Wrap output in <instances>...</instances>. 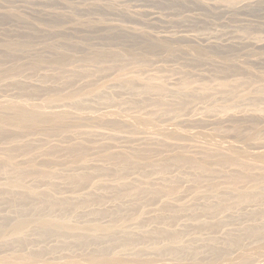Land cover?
Wrapping results in <instances>:
<instances>
[{"label": "rangeland", "instance_id": "rangeland-1", "mask_svg": "<svg viewBox=\"0 0 264 264\" xmlns=\"http://www.w3.org/2000/svg\"><path fill=\"white\" fill-rule=\"evenodd\" d=\"M183 1L0 0V13L2 12V16L0 15V129H6L4 130L6 133L3 131L5 134H2L0 130V161L2 160L0 163V172H2L0 173V223H3L0 224L2 225L0 226L2 227L0 248L4 250L0 249V264H101L109 258L108 255L110 257L120 256V259L123 260L122 263L126 262V264H238L244 260L245 264H264V239L263 241L261 239L264 236L247 234V230L252 229L251 226H262L261 224L264 226V215L262 216L260 213L264 210V197L234 204L235 194H233V198L231 195L232 192H235L233 188L237 192H246L248 185L247 182L242 181L247 184L243 183L242 185L240 182L241 187L239 184V186H234L236 173L238 175L246 174V171L242 169L243 173L241 170L242 167L239 168L240 173L237 172L239 171L238 158L240 160L244 157L243 161L249 159L248 163H251L247 166H250L253 173H256V176L258 174V176L262 174L264 176V0ZM79 69H85L88 73L84 70L80 72ZM73 70H77V72L73 73ZM51 73L52 75H50ZM129 73L134 76L136 74L138 80L134 76L131 77L136 80L128 77ZM73 74L75 76L72 77ZM123 74L130 79L123 77ZM117 75L125 78L127 83L124 81L122 83L120 81L122 78L120 77L119 80ZM47 76H50L52 80L50 81ZM52 76L55 77L52 78ZM138 77H141V80ZM142 78L147 79L149 84L154 82V84L162 85L163 83L166 87L164 92L162 85L161 90L164 94L153 89H149L148 92L152 90L158 92L148 93L147 80L144 81ZM151 78L152 80H150ZM131 80L134 81L132 84ZM43 81L45 82L43 83ZM183 81L190 82L191 85L183 87ZM20 82H23L21 83L22 88L24 86L23 90L21 86H18ZM142 83H146L147 90L144 87L141 88ZM25 85L27 89L29 87L28 91ZM222 85L229 86L231 91L222 92L220 90ZM231 85L235 86L232 88ZM98 86L102 89L100 90ZM206 86L207 89H212V92L209 90L211 94H207V90L205 92L201 89ZM178 88L179 91H177ZM184 88L187 89L184 90ZM185 91H188L186 95ZM72 93L75 94L74 97ZM123 108L126 111H123ZM45 119L50 122L46 124ZM22 125L28 127L25 128ZM4 127H7L10 133ZM22 128L26 129V132H23ZM28 130L29 132H27ZM77 142L79 143L77 144ZM26 143L28 145L31 143L30 146L33 147L27 146ZM36 144L38 146L34 147ZM21 145L25 147L23 148ZM69 145L82 146V151L85 153L79 148L77 151L82 152L84 156L77 151L70 150ZM83 146H85V150H83ZM18 147L21 148L18 150ZM7 148L9 149L7 150ZM25 148L27 150L31 148V151H27ZM32 148L34 149L32 150ZM65 148L66 152L63 151ZM74 149L76 150V148ZM68 151L74 152L70 155ZM56 152H58V156L54 154ZM7 154L13 157H7L9 156ZM108 154L111 156L114 154L115 157L121 155V158H126V155H129L127 158L130 157L132 163L126 164V170H120L118 173L117 159L108 158ZM134 154H143L142 157L144 156L145 159L141 155L137 157ZM222 154L225 158L222 157ZM175 156H178L180 161L183 160L182 162L188 156L187 158L194 159V163L182 165L183 163L180 164V161H172ZM220 156L223 161H226L227 157L231 158L235 164L231 162V159L229 163L221 161L219 164ZM47 158L52 160L48 161ZM110 159L113 160L109 161ZM132 159H139L142 164L138 165L139 160L135 161V164ZM170 162L173 164L164 172L161 165ZM197 162H201L202 166L206 165L200 172L211 170L208 172L209 174L207 172L201 174L197 171L199 168L195 167L200 165ZM251 164H253V168ZM72 165L77 169H73ZM133 165H137L135 170L132 169ZM95 166L106 169L101 174L95 173L97 175L94 174L95 176H92L93 178L87 183L72 185L63 179L69 174L79 173L82 170L96 172ZM83 167L85 168L83 169ZM16 168H19L18 171ZM24 169L25 171L33 170L34 173L33 171L30 173L32 176L26 175L27 178L26 176L21 177L20 174ZM42 169L48 170H43L48 174L52 170L57 173L52 179L55 185L50 183L49 185L48 180L35 177ZM20 170L21 172H19ZM217 170L218 172L215 174L214 171ZM108 171H112L114 175ZM212 171V174L216 176H209ZM252 171L247 170V174H252ZM36 172L37 174H35ZM16 175H20L26 180L20 181V188L15 184ZM57 176L60 177L57 178ZM230 177L234 181L230 180L234 183L232 185L228 183ZM13 178L14 181H11ZM164 178L168 179V182L166 179L163 180ZM176 179L177 182H175ZM130 182H135L134 185H141L143 182V186L140 187H143L144 190H129V186L133 185ZM259 182L261 184L257 182L258 185L264 188V181L262 183L259 180ZM112 183L114 187L112 185V188L109 189ZM164 183L167 186L174 184V188L179 189L177 191L174 189L176 193L174 191H172L173 194L169 193L166 185L163 189ZM115 184L119 186L121 184L122 188ZM56 185L62 186H58V190ZM151 186H154L156 190L157 186L160 189L156 193V190L153 191ZM50 188L52 189L50 190ZM230 188L234 191L229 190ZM260 188L262 189V187ZM124 189L125 194L122 191ZM33 190L36 192L32 193ZM47 190L51 200L66 199L68 201L66 208L64 206L57 209L51 205L52 203H45L40 192L43 193ZM57 190L58 192H56ZM26 191L32 198L26 196ZM113 191L119 194L112 193ZM38 192L41 195H38ZM222 193L223 195H221ZM225 193L229 195H225ZM92 194L99 198L93 197ZM23 196H26L23 199L26 204L21 200ZM223 196L227 201L223 200ZM90 197L91 200L98 199L93 200V203L88 201L90 204L87 205L86 203L78 205L83 199ZM219 197H222L221 202L228 205V207L221 208L220 212V207L217 206V203H220ZM40 200L44 203H41ZM79 200L82 201L79 202ZM168 201L173 207L170 204L172 208L166 209L164 203ZM214 201L215 203H213ZM67 203H69L68 207ZM70 203L74 205L77 203L78 209L75 206H71L70 209ZM182 203H189V206L193 204L194 209L181 210L185 213H181L179 210L177 213L176 209L178 210ZM207 203L214 206L212 215L206 211L202 212ZM184 205L187 206V204ZM234 205L236 206L234 207ZM47 207L48 209L52 207V211H49L50 209L48 210ZM104 209H106V214ZM27 210L30 212H28L29 214H27ZM70 210L72 214H70ZM108 210L111 212L109 213ZM21 211H24V216ZM38 211L41 212L38 213ZM173 211L176 212L172 214ZM169 213L172 215H168ZM2 216H7L9 219ZM169 216H172L174 220L168 222ZM257 218L259 219L257 220ZM10 219L13 221L10 222ZM216 220L217 222L223 220L222 224H217ZM41 221L43 229L40 228L42 227ZM45 221L47 225H45ZM204 221L216 223L217 227L208 229L205 227ZM4 223L6 224L4 225ZM19 223L24 224V227L20 228L23 230L13 234L15 232L13 229ZM139 224L142 225L141 228ZM171 225L173 227L169 228ZM46 227H52V231L48 228L46 232ZM204 227L208 230L211 229V232L206 229L205 231ZM165 231L183 233H180L181 236L177 237V240L167 237L168 242L165 239ZM47 234H51V237ZM54 234L56 235L54 236ZM46 235L47 237L44 238ZM91 236L96 238H93L95 242L90 239ZM128 236H134L135 240L131 241L133 244L126 241ZM151 236L152 238H149ZM162 237L164 239H161ZM178 238L181 239L178 241ZM20 239L22 241L25 239V243ZM78 240L79 242H77ZM29 241H31L30 245L27 243ZM89 241L91 245H89ZM61 243L65 245L62 246ZM119 243L123 246L120 247ZM230 243L234 248L230 247ZM236 243L238 244L236 245ZM24 244L26 245L24 246ZM55 245L58 247L57 249ZM178 245L179 248H176ZM18 247L21 249L19 250ZM44 247L48 250L46 253ZM51 247L57 251L55 252ZM107 247L108 249H106ZM167 247L174 250L180 249V251L172 256L173 251L170 252ZM200 247L203 248L202 252H199L201 251ZM237 247L240 249L238 250ZM163 248L166 249L163 250ZM183 249L186 250V255ZM42 250L43 253L48 254H43ZM112 251L113 253H111ZM163 252L167 255H163ZM138 253L139 256H137ZM77 255L78 257H76ZM214 255H216V260ZM65 256H69V258ZM180 257L182 258L180 259ZM123 258L126 260L125 262ZM212 258L214 259L211 261ZM134 260L136 261L134 262Z\"/></svg>", "mask_w": 264, "mask_h": 264}, {"label": "bare ground", "instance_id": "bare-ground-1", "mask_svg": "<svg viewBox=\"0 0 264 264\" xmlns=\"http://www.w3.org/2000/svg\"><path fill=\"white\" fill-rule=\"evenodd\" d=\"M171 1H172V0H171ZM184 1H185V0H184ZM184 1H183V2H184ZM193 1H194V0H193ZM185 2H186V1H185ZM227 4H228V3H227ZM230 4H232V3H230ZM228 5H229V4H228ZM229 6H231V5H229ZM232 6H235V5H232ZM1 13H2V12H1ZM1 13H0V15H1ZM12 13H13V12H12ZM15 15H16V14H15ZM1 16H2V15H1ZM9 16H11V15H9ZM13 16H14V14H13ZM0 18H1V17H0ZM4 18H5V17H4ZM5 19H6V18H5ZM97 26H98V25H97ZM89 27H90V25H89ZM95 27H96V26H95ZM100 27H101V26H100ZM83 28H84V27H83ZM92 28H93V27H92ZM101 28H102V27H101ZM136 34H137V33H136ZM122 64H123V63H122ZM116 65H117V64H116ZM123 65H124V64H123ZM104 66H105V65H104ZM121 66H122V65H121ZM124 66H126V65H124ZM108 67H109V66H108ZM118 67H120V66L118 65ZM126 67H127V66H126ZM122 68H123V67H122ZM122 68H121V69H122ZM21 69H22V68H21ZM21 69H20V70H21ZM103 69H104V68H103ZM105 69H107V68H105ZM123 69H124V68H123ZM79 70H80V72L83 71V70L86 71L85 69H82V70L79 69ZM70 71H71V70H70ZM74 71H75V70H73V73H76V72H77V70H76L75 72H74ZM78 72H79V71H78ZM80 72H79V73H80ZM86 72H87V71H86ZM230 72H231V71H230ZM230 72H228V73H230ZM71 73H72V71H71ZM87 73H88V72H87ZM81 74L83 75V73H81ZM81 74H80V75H81ZM129 74H130V76H128V75H127V76L130 77L131 79H133L134 77L136 78V76H137L136 74H135V76H134V75H131L132 73H129ZM16 75H17V74H16ZM50 75H52V73H51ZM82 75H81V76H82ZM85 75H86V74H85ZM120 75L122 76V74H120ZM44 76H45V75H44ZM73 76H75V75L73 74L72 77H73ZM81 76H80V77H81ZM118 76H119V75H117L116 77L119 78V80H120V77H121V76H120V77H118ZM124 76H125V78H126V75L123 74V77H124ZM131 76H134V77L132 78ZM139 76H140V75H139ZM10 77H11V76H10ZM10 77H9V78H10ZM48 77H49V79H50V76H47V78H48ZM54 77H55V76H54ZM54 77L52 76V78H54ZM57 77H58V76H57ZM116 77H115V78H116ZM16 78H17V77H16ZM42 78H43V77H42ZM67 78H69V77H67ZM117 78H116V79H117ZM121 78H122V77H121ZM125 78H122V80H120V81H122V83H123V81L127 83V80H126V79H128V78H126V79H125ZM130 78H129V79H130ZM135 78H134V79H135ZM138 78L140 79L141 77H138ZM123 79H124V80H123ZM129 79H128V80H129ZM134 79H133V80H134ZM136 79H137V78H136ZM136 79H135V80H136ZM142 79H143L144 81L147 80V79H145V78H142ZM148 79H149V78H148ZM17 80H18V79H17ZM51 80H52V79H50V81H51ZM69 80L72 81V79H69ZM119 80H118V82H119ZM125 80H126V81H125ZM133 80H131V84H132V82H134ZM137 80H138V79H137ZM140 80H141V79H140ZM140 80H139V81H140ZM150 80H152V78H151ZM184 80H185V79H184ZM9 81H10V80H9ZM13 81H14V80H13ZM18 81H20V80H18ZM47 81H48V80H47ZM67 81H68V80H67ZM188 81H189V80H188ZM44 82H45V81H43V83H44ZM142 82H143V81H142ZM6 83H7V82H6ZM10 83H11V82H10ZM10 83H9V84H10ZM21 83H23V82H20V85H18V86H21V88H22V84H21ZM128 83H130V81H128ZM146 83H147V88H148V90H147L146 87H145V84H146ZM146 83H142L141 88L144 87V88L147 90V92L149 91V89L158 90L159 92H162V93H163V91L165 92V90H166V87H164L165 85H164L163 83H162V85H163V87H164L165 89L162 87V85H161L160 83H159V84H157V83L154 84V82H151L152 84H149L148 80L146 81ZM183 83H184V84H183ZM183 83H182V84H183V85H182L183 87H189V86L191 85V84H189L190 82L188 83L187 81H186V82L183 81ZM66 84H67V83H66ZM143 84H144V85H143ZM7 85H8V84H7ZM13 85H14V83H13ZM15 85H16V84H15ZM98 85H99V84H98ZM129 86H130V85H129ZM132 86H133V85H132ZM182 86H181V87H182ZM233 86H235V85H231L230 87L233 88ZM16 87H17V86H16ZM16 87H15V88H16ZM30 87H31V86H30ZM32 87H33V86H32ZM36 87H37V86H36ZM98 87L100 88V86H98ZM105 87H106V86H105ZM236 87H237V86H236ZM21 88H18V89H21ZM23 88H24V86H23ZM23 88H22V90H23ZM25 88L27 89L26 85H25ZM133 88H134V87H133ZM133 88H132V89H133ZM162 88H163V91L161 90ZM207 88H208V87L206 86L205 88L203 87V88H201V89L204 90V91L207 90V91H208L207 94L210 93V92H212V89H211V88H209V89H207ZM232 88H231V89H232ZM26 89H25V90H26ZM36 89H37V88H36ZM36 89H35V90H36ZM89 89H91V88H89ZM93 89H94V88H93ZM95 89H97V88H95ZM101 89H102V88H100V90H101ZM145 89H143V91H146ZM185 89H187V88H184V90H185ZM193 89H194V87H193ZM22 90H20V91H22ZM28 90H29V87H28L27 91H28ZM82 90H83V89H82ZM153 90H152V91H153ZM202 90H201V92H203ZM209 90H210V92H209ZM220 90H222V92H225V93H227L228 91H229V92L231 91L230 88H229V86H225V85H222V87L220 88ZM27 91H26V92H27ZM30 91H31V90H30ZM33 91H34V90H33ZM33 91H32V93H33ZM141 91H142V90H141ZM152 91H150V92H152ZM158 91H153V92L157 93ZM177 91H179V88H178ZM181 91H183V88H181ZM188 91L191 92L189 89H188ZM188 91H185V95H186V93H188ZM194 91H195V90H194ZM22 92H23V91H22ZM26 92H25V93H26ZM34 92H35V91H34ZM36 92H37V90H36ZM78 92H79V91H78ZM89 92H90V90H89ZM89 92H88V93H89ZM94 92H95V90H94ZM150 92H148V93H150ZM205 92H206V91H205ZM28 93H29V92H28ZM102 93H103V92H102ZM179 93L181 94V92H179ZM182 93H183V92H182ZM199 93H200V92H199ZM70 94H71V93H70ZM72 94H73V93H72ZM76 94L78 95V93H76ZM100 94H101V93H100ZM104 94H105V93H104ZM146 94H147V93H146ZM163 94H164V93H163ZM163 94H162V95H163ZM201 94H202V93H201ZM210 94H211V93H210ZM210 94H209V95H210ZM51 95H53V94H51ZM51 95H50V96H51ZM54 95H55V94H54ZM56 95H57V94H56ZM74 95H75V94H73V97H74ZM84 95H85V93H84ZM159 95H160V93H159ZM183 95H184V94H183ZM185 95H184V96H185ZM203 95H204V92H203ZM205 95H206V94H205ZM71 96H72V95H71ZM98 96H99V95H98ZM102 96H104V95H102ZM191 96H192V95H191ZM56 97H57V96H56ZM56 97H54V98H56ZM76 97H78V96H76ZM162 97H163V96H162ZM60 98H61V97H60ZM79 98H80V97H79ZM191 98H192V97H191ZM83 99H85V98H83ZM160 99H161V98H160ZM80 100H81V99H80ZM56 101H57V100H56ZM59 101H60V100H59ZM76 102H77V101H76ZM82 102L84 103V101H82ZM82 102H81V104H82ZM154 102H157V101H154ZM28 103H29V102H28ZM141 103H142V102H141ZM154 104H156V103H154ZM78 105H79V104H78ZM140 105H141V104H140ZM81 106H83V105H81ZM79 107H80V106H79ZM125 108H126V107H125ZM123 109H124V108H123ZM128 110H129V109H128ZM91 111H92V110H91ZM123 111H126V109H124ZM130 114H131V112H130ZM53 115H54V114H53ZM137 115H138V113H137ZM142 115H143V114H142ZM122 116H123V115H122ZM144 116H145V115H144ZM147 116H149V115H147ZM60 117H61V116H60ZM47 118H48V117H47ZM51 118H52V117H51ZM51 118H49V119H51ZM54 119H55V118H54ZM118 119H119V118H118ZM119 120H120V119H119ZM45 121H46V119H45ZM54 121H55V120H54ZM54 121H53V122H54ZM57 121H58V120H57ZM59 121H60V120H59ZM47 122H50V120H47V121H46V124H47ZM57 123H58V122H57ZM40 125H41V124H40ZM22 126H24V125H22ZM29 126H30V125H29ZM24 127L26 128V127H28V126L25 125ZM33 127H34V126H33ZM33 127H31V128L34 129ZM37 127H38V126H37ZM4 128H7V127H4ZM4 128H3V129H4ZM31 128H30V129H31ZM35 128H36V127H35ZM22 129H23V128H22ZM27 129H28V128H27ZM30 129H29V130H30ZM0 130L2 131V134H5V133H6V132L4 131V130H6V129H4V130L0 129ZM19 130H21V129H19ZM29 130H28L27 132H29ZM3 131H4L5 133H3ZM7 131H9L8 133H10V130H9L8 128H7ZM24 131L26 132V129H25V130L23 129V132H24ZM30 132H31V130H30ZM7 136H8V134H7ZM9 136H10V134H9ZM3 137H4V135H3ZM28 142H29V141H28ZM28 142H27V143H28ZM27 143H26V144H27ZM78 143H79V142H77V144H78ZM26 144H25V145H26ZM30 144H31V143H29V145L27 144V146H29V147H33V146H30ZM82 144H83V142H82ZM23 145H24V144H23ZM23 145H21V147L24 148L25 146H23ZM52 145H53V144H52ZM80 145H81V142H80ZM80 145H79V146H80ZM83 145H84V144H83ZM14 146H15V145H14ZM27 146H26V147H27ZM35 146L37 147L38 145L36 144V145H34V147H35ZM55 146H56V145H55ZM66 146H67V145H66ZM10 147H11V146H10ZM10 147H9V148H10ZM21 147H18V150H19V148H21ZM29 147H28V148H29ZM59 147H60V146L58 145V148H59ZM67 147H68V146H67ZM69 147H70V150L77 151V149L79 148V150L82 151V146H80V147H78V146L76 147V146H75V147H74V146H70V145H69ZM84 147H85V146H83V150H85ZM5 148H6V147H5ZM9 148H7V150H8ZM12 148H13V146H12ZM12 148H11V149H12ZM23 148H22V150H23ZM39 148H40V147H39ZM63 148H64V147H63ZM74 148H76V150H75ZM11 149H10V150H11ZM14 149H15V148H14ZM16 149H17V147H16ZM25 149L27 150V148H25ZM30 149H31V148H30ZM30 149L27 150V151H31ZM33 149H34V148H32V150H33ZM50 149H51V148L49 147V150H50ZM226 149H227V148H226ZM7 150H6V152H7ZM36 150H37V149H36ZM53 150H54V149H53ZM55 150H56V149H55ZM59 150H61V149H59ZM67 150H68V148H67ZM79 150H78L77 152H78V153H81V155L84 156V154H82L83 151L80 152ZM15 151H16V150H15ZM20 151H21V150H20ZM27 151H25V152H27ZM57 151H58V150H57ZM63 151L66 152V148H65V150L63 149ZM74 151H72L71 153H70V151H68V152H69L70 155H71ZM86 151H87V150H86ZM237 151H238V150H237ZM240 151H241V150H240ZM6 152H5V153H6ZM10 152H12V151H10ZM13 152H14V150H13ZM40 152H41V151H40ZM42 152H43V151H42ZM42 152H41V153H42ZM61 152H62V151H61ZM68 152H67V154H68ZM228 152H229V151H228ZM43 153H44V152H43ZM45 153H47V152L45 151ZM83 153H85V152H83ZM17 154H18V152H17ZM24 154H26V153H24ZM27 154H29V153H27ZM30 154H31V152H30ZM47 154H48V153H47ZM47 154H46V155H47ZM52 154H53V152H52ZM54 154H57V156H58V152H56V153H54ZM59 154H60V151H59ZM111 154H112V153H111ZM111 154H110V155L108 154L109 156H108V155H106V156H108V158L111 157V158H115V159H117V164H118V166H117L116 164H115V165L118 167V169H117L118 173H119L120 170H123V169L126 168V166H127L126 164L129 165V162H131V161H130V157H129V159L127 158L129 155H126V156H127L126 158H125V157H124V158H121V155H120V157H115L114 154H113L112 156H111ZM125 154H126V153H125ZM125 154H124V156H125ZM232 154H233V153H232ZM0 155H1V154H0ZM7 155H9V154H7ZM12 155H14V154H12ZM22 155H23V152H22ZM48 155H49V154H48ZM60 155H61V154H60ZM68 155H69V154H68ZM73 155H74V154H73ZM76 155H77V153H76ZM79 155H80V154H79ZM81 155H80V156H81ZM115 155H117V154H115ZM134 155H137V154H134ZM139 155H141V154H138L137 157H139ZM142 155H143V154H142ZM142 155H141V157H142ZM222 155H223V154H222ZM257 155H258V154H257ZM42 156H43V155H42ZM49 156H50V155H49ZM62 156H63V155H62ZM77 156H78V155H77ZM259 156H260V155H259ZM7 157H13V156H10V155H9V156H7ZM35 157H36V156H35ZM66 157H67V156H66ZM68 157H71V156H68ZM73 157H74V156H73ZM73 157H72V158H73ZM81 157H82V156H81ZM122 157H123V156H122ZM141 157H140V158H141ZM143 157H144V156H143ZM143 157H142V158H143ZM175 157H176L177 159H176ZM175 157H174L175 159L173 158L172 161H174V160L177 161V162L180 161L179 158H178V156H175ZM180 157H181V156H180ZM184 157H185V156H184ZM184 157H182V158H184ZM187 157H188V156H187ZM187 157L184 159V162H182V161H183V160H182V161H180L179 163H180V164L183 163L182 165H184V164L191 165V163H194V159H193V158H190V159H193V160H190V159L187 158ZM222 157H224V155H223ZM14 158H15V156H14ZM74 158H75V157H74ZM74 158H73V159H74ZM76 158H77V157H76ZM108 158H107V160H108ZM134 158H136V157H134ZM142 158H141V159H142ZM224 158H225V157H224ZM243 158H244V157H242L240 160H238V159H239V158H238V159H237L238 162H237V161H235V162H237L238 165H239V166H238V165L236 164V165L238 166V170H239V171H237V172L240 173V169H239V168L242 167L241 170L243 169L244 171H246V172H245L246 174H242V173H240V175H238V174L236 173V175H235L236 178L234 179V181H235L236 183H235L234 186H239V185H240V182H241L242 185H243L244 182H247L248 185L246 186L247 188L245 187V188L247 189L246 192H245V191H244V192H243V191L237 192L236 189L233 188V189L235 190V192H234V193H233V192L231 193L232 198H233V194H235V196H236V197L234 196V198H233V199H234V200H233V203H234V204H236V203L239 204L238 202H244V201H246V200H247V202H248L249 199H251V201H252V200H257V198H260V197L263 198V197H264V191H263L264 188H263V186H259V185H258V183H260L259 180H261L262 183H263V181H264V180H262V179L264 178V176H262L263 174L260 175V176H258V175H259V174H258V175L256 176V175H255L256 173H253V171H252V169L250 168V166H249V167L247 166V164L251 163V162L248 163L249 159H247V161H246V159H244V160L246 161V164H245V161H243ZM246 158H248V157H246ZM258 158H259V157H258ZM32 159H33V158H32ZM32 159H31V160H32ZM34 159H35V158H34ZM47 159H48V158H47ZM78 159H79V157H78ZM143 159H145V158H143ZM227 159H228V161H227ZM230 159H231V158H230ZM230 159H229V157H227V158L225 159L226 161H223V160H221V156H220L219 164H221V163H220L221 161H222V163H224V162H225V163H226V162L229 163ZM233 159H234V158H233ZM35 160H36V159H35ZM43 160H45V159H43ZM50 160H52V159H50ZM50 160L48 159V161H50ZM79 160H80V159H79ZM79 160H78V161H79ZM84 160H85V159H84ZM111 160H113V159H110L109 161H111ZM126 160H129V161H126ZM132 160H134V159H132ZM138 160H139V159H138ZM138 160L136 159V160H134V162H135V161H138ZM1 161H2V160H1ZM1 161H0V163H2ZM33 161H34V160H33ZM41 161H42V160H41ZM114 161H116V160H114ZM169 161H171V160H169ZM169 161H166V162H169ZM76 162H77V161H76ZM83 162L86 163L85 161H83ZM140 162H141V161L139 160V162H138L139 164H138V163H137V164H138V165L142 164V163H140ZM231 162H233L232 159H231ZM239 162H240V164H239ZM243 162H244V163H243ZM42 163H44V162L42 161ZM87 163H88V162H87ZM112 163H113V162H112ZM112 163H111V164H112ZM131 163H132V162H131ZM179 163H175V164H179ZM195 163H196V161H195ZM197 163H198V162H197ZM200 163H201V162H199L198 164H200ZM233 163H234V162H233ZM233 163H232V165L235 164V163H234V164H233ZM258 163H259V162H258ZM39 164H40V163H39ZM46 164H47V163H46ZM49 164H50V163H49ZM113 164H114V163H113ZM133 164H134V163H133ZM135 164H136V162H135ZM172 164H173L172 162H170V163H163V164L161 165V169L165 172V170L169 169L170 166H171ZM40 165H41V164H40ZM42 165H43V164H42ZM44 165H45V164H44ZM87 165H88V164H87ZM131 165H132V164H130V166H131ZM149 165H151V164H149ZM158 165H159V164H158ZM200 165H201V164H200ZM200 165H198L197 167H195V166H196V164H195V166H194V165H193V166H194L195 168H197V169L199 168V170H197V171L200 172L201 170H203L204 166H206V165H204V164H203L204 166H202V165L200 166ZM251 165H252L251 167L253 168V164H251ZM254 165H255V164H254ZM50 166H51V165H50ZM78 166H79V165H78ZM85 166H86V165H85ZM98 166H99V165H98ZM98 166H97V167H98ZM133 166H134V165H133ZM141 166H142V165H141ZM246 166H247V167H246ZM75 167H76V166H74V168H73V165H72V168H73V169H75ZM90 167H91V166H90ZM92 167H94V166H92ZM95 167H96V166H95ZM97 167H96V168H97ZM103 167H105V166H103ZM131 167H132V166H131ZM136 167H137V165L134 166V168H132V169L135 170ZM194 167H193V168H194ZM201 167H202V168H201ZM244 167H245V169H244ZM255 167H256V166H255ZM255 167H254V168H255ZM78 168H79V167H78ZM80 168H81V167H80ZM84 168H85V167H83V169H84ZM96 168H95V169H96ZM115 168H116V167H115ZM206 168H208V167H206ZM206 168H205V170H206ZM247 168H249V169H251V170H249V169H247ZM259 168H260V167H259ZM1 169H2V168H1ZM12 169H13V168H12ZM17 169H19V168H16V171H18ZM70 169H71V168H70ZM73 169H72V170H73ZM76 169H77V168H76ZM76 169H75V170H76ZM105 169H106V168H105ZM105 169H104V168L102 169V168L99 167V168H97V169L95 170L96 172H92V170H91V171H88V172L82 170V172H79V173H72V174H69V176H66L65 178L63 177V179H66V181H67V182H70V184H72V185H73V184H76V185L78 184V185H80V183H87L89 180H91V179L93 178L92 176H95V175H97V174H101V173H103V172L105 171ZM137 169H138V168H137ZM158 169H159V168H157V170H158ZM161 169H159V170L162 171ZM255 169H258V168H255ZM8 170H9V169H8ZM22 170H23V169H22ZM26 170H27V169H26ZM43 170H44V169H42V171H43ZM125 170H126V169H125ZM195 170H196V169H195ZM243 170H242V171H243ZM247 170H248V171H252V174H251L250 172H249L250 174H247V173H248ZM260 170H261V169H260ZM0 171H1V170H0ZM32 171H33V170H32ZM32 171H30L29 169H28V171H25V169H24V171H23L20 175H22L21 177L26 176V175H30V176H32V175L30 174V173H32ZM42 171H41L40 173H38V174H37V172H36L35 174H37V176H35L34 174H33V175H34L35 177H39V178H43V179H45V180H48V184L50 183V184H52V185H55V183H54V181H53L52 179H54L53 177H54L55 175H57V173L53 172V170L51 171L50 174L44 172V171H48V170H44L43 172H42ZM163 171H162V172H163ZM210 171H211V170H209V171H202V172H205V173L207 172V174H209L208 172H210ZM242 171H241V172H242ZM244 171H243V173H244ZM19 172H21V170H20ZM49 172H50V171H49ZM108 172H111V174H113L112 171H108ZM123 172H124V171H123ZM162 172H161V173H162ZM195 172H196V171H195ZM199 172H198V173H199ZM202 172H200V173L202 174ZM217 172H218V170H217L216 172L214 171L215 174H216ZM255 172H256V171H255ZM0 173H2V172H0ZM3 173H4V172H3ZM33 173H34V171H33ZM95 173H97V174H95ZM121 173H122V172H121ZM121 173H120V174H121ZM146 173H147V171H146ZM146 173H145V174H146ZM150 173H151V172H150ZM212 173H213V171L211 172V175H209V176H214V175H215V174L213 175ZM263 173H264V172H263ZM4 174H5V173H4ZM94 174H95V175H94ZM105 174H106V173H105ZM201 174H200V175H201ZM253 174H254V175H253ZM260 174H261V173H260ZM20 175H19V176L16 175V181H15V182H16L15 184L18 185L19 188H20V185H21V184H20V181H21V180H24V178H21ZM38 175H39V176H38ZM113 175H114V174H113ZM115 175H116V173H115ZM117 175H118V174H117ZM122 175H123V173H122ZM143 175H144V173H143ZM197 175H198V174H197ZM204 175H205V174H204ZM17 176H18V177H17ZM102 176H103V175H102ZM161 176H162V175H161ZM195 176H196V175H195ZM215 176H216V175H215ZM229 176H230V175H229ZM13 177H14V176H13ZM27 177H28V176H26V178H27ZM59 177H60V176H59ZM59 177L57 176V178H59ZM61 177H62V176H61ZM124 177H125V176H124ZM198 177H199V176H198ZM202 177H203V176H202ZM233 177H234V176H233ZM261 177H263V178H261ZM4 178H5V176H4ZM6 178H7V177H6ZM9 178H11V177H9ZM20 178H21V179H20ZM114 178H115V177H114ZM116 178H118V177H116ZM146 178H147V177H146ZM148 178H149V177H148ZM150 178H151V177H150ZM175 178H176V177H175ZM199 178H200V177H199ZM63 179H62V180H63ZM125 179H126V178H125ZM144 179H145V175H144ZM165 179H166V178H164L163 180H165ZM177 179H178V178H177ZM177 179H176V181H175V180H173V181L177 182ZM227 179H229V178H227ZM31 180H32V179H31ZM31 180H30V181H31ZM41 180H42V179H41ZM45 180H44V181H45ZM56 180H59V179H56ZM126 180H127V179H126ZM147 180H149V179H147ZM163 180H162V181H163ZM169 180H170V179H169ZM197 180H198V179H197ZM199 180H200V179H199ZM230 180L233 181V180L231 179V177H230L229 181H230ZM11 181H14V178H13V180L11 179ZM24 181H26V180H24ZM24 181H23V183H24ZM63 181H64V180H63ZM92 181H93V180H92ZM134 181H135V180H134ZM162 181H161V182H162ZM171 181H172V180H171ZM194 181H195V180H194ZM231 181L228 182V183H230V184L232 185V183H233L234 181H233V182H231ZM242 181H244V182H242ZM45 182H46V181H45ZM45 182H44V183H45ZM136 182H137V181H136ZM149 182H150V181H149ZM149 182H148V183H149ZM163 182H165V181H163ZM166 182H168V179H166ZM166 182H165V183H166ZM175 182H174V183H175ZM196 182H197V181H196ZM238 182H239V183H238ZM257 182H258V183H257ZM62 183H63V182H62ZM92 183H93V182H92ZM125 183H126V182H125ZM130 183L133 184L132 186H129V187H130L129 190H131V191H136V190H140V189L143 188V187H142V188L140 187V186L143 184V182H142L141 185H134L135 182H134V183L130 182ZM137 183H138V182H137ZM137 183H136V184H137ZM140 183H141V182H140ZM165 183L162 185V187H164V185H166ZM169 183H170V182H169ZM247 183H244V185H246ZM11 184H12V183H11ZM15 184H14V185H15ZM19 184H20V185H19ZM46 184H47V182H46ZM50 184H49V185H50ZM56 184H57V183H56ZM63 184H66V183H63ZM68 184H69V183H68ZM145 184H146V183H145ZM149 184H150V183H149ZM151 184L154 185L153 183H151ZM175 184H177V183H175ZM233 184H234V183H233ZM236 184H237V185H236ZM238 184H239V185H238ZM260 184H261V183H260ZM8 185H9V184H8ZM32 185H33V184H32ZM36 185H37V182H36ZM42 185H43V184H42ZM49 185H48V186H49ZM52 185H51V186H52ZM103 185H105V184L103 183ZM103 185H102V186H103ZM112 185H113V183L110 185L111 187L108 186L109 189L112 188ZM115 185L119 186L118 184H115ZM128 185H129V184H128ZM128 185H127V187H128ZM159 185H160V184H159ZM168 185H169V186L166 185L165 187L168 188L169 191H170L169 193H171L172 191H174V189H175V188H174L175 185H174V184H168ZM227 185H228V184H227ZM24 186L26 187V185H24ZM24 186H23V187H24ZM40 186H41V185H40ZM56 186H57V185H56ZM58 186L61 187L62 185H58ZM58 186H57V188H58ZM142 186H143V185H142ZM144 186H145V185H144ZM146 186H147V184H146ZM149 186H150V185H149ZM154 186H156V185H154ZM154 186H153V187L151 186V187L153 188V191H154V189H155ZM21 187H22V186H21ZM38 187H39V186H38ZM49 187H50V186H49ZM53 187H54V186H53ZM113 187H114V185H113ZM119 187L122 188L121 184H120ZM123 187H124V186H123ZM147 187H148V186H147ZM165 187H164L163 189H165ZM177 187H178V186H177ZM240 187H241V185H240ZM260 187H262L263 190H262ZM26 188H27V187H26ZM28 188L30 189V187H28ZM55 188H56V187H55ZM70 188H71V186H70ZM80 188H81V187H80ZM82 188H83V187H82ZM104 188H105V187H104ZM106 188H107V187H106ZM116 188H117V187H116ZM144 188H145V187H144ZM157 188H158L157 190L159 191L160 187L157 186ZM3 189H5V188H3ZM3 189H2V192H3ZM6 189H8V188H6ZM51 189H52V188H50V190H51ZM78 189H79V188H78ZM102 189H103V188H102ZM149 189H150V188H149ZM178 189H179V188H178ZM178 189H177V190H178ZM233 189L230 188L229 190L234 191ZM10 190H11V189H10ZM10 190H9V191H10ZM58 190H59V188H58ZM58 190H57L56 192H58ZM73 190H74V189H73ZM75 190H76V188H75ZM113 190H114V189H113ZM126 190H127V189H126ZM143 190H144V189H142V191H143ZM155 190H156V189H155ZM157 190H156V193L158 192ZM177 190L175 189V191H177ZM4 191H5V190H4ZM15 191H16V190H15ZM27 191H28V190H27ZM27 191H26V194H27L26 196H29V192L27 193ZM96 191H97V189H96ZM115 191H116V190H115ZM115 191H113L112 193H115ZM117 191H118V190H117ZM122 191H123V193H124V192H125V189L122 190ZM161 191H162V188H161ZM164 191H165V190H164ZM175 191H174V192H175ZM11 192H12V191H11ZM16 192L18 193V191H16ZM24 192H25V191H24ZM31 192H32V193H35L36 191L33 190V191H31ZM91 192H93V191H91ZM118 192H119V191H118ZM178 192H179V191H178ZM223 192H225V191H223ZM227 192L229 193V192H231V191H227ZM7 193H8V192H7ZM12 193H15V192H12ZM40 193H41L42 196H43V197L41 196L42 199H45V203H48V204H51V203H52L51 205H52L53 207H54V206L57 207V209H58V207L62 208V207H64V206H65V208H66V202H68L66 199H64V200H66V201H64L62 198H61L62 200H60V199H58V198L56 197L58 200H54V199L51 200V199H50L51 197H49V196H50V195H49L50 193L48 192V190L45 191V192H43V193H42V192H40ZM76 193H77V192H76ZM119 193H122V192H119ZM119 193H115V194H119ZM123 193H122V194H123ZM167 193H168V192H167ZM175 193H176V192H175ZM2 194H3V193H2ZM8 194H9V193H8ZM8 194H7V195H8ZM21 194H23L22 191H21ZM41 194H39V192H38V195H41ZM77 194H78V193H77ZM84 194H86V193H84ZM124 194H125V193H124ZM124 194H123V195H124ZM130 194H131V193H130ZM134 194H135V193H134ZM172 194H173V192H172ZM19 195H20V193H19ZM19 195H18V196H19ZM24 195H25V194H24ZM34 195H35V194H34ZM36 195H37V193H36ZM51 195H52V194H51ZM88 195H89V194H88ZM95 195H97V193H95ZM145 195H146V194H145ZM159 195H160V194H159ZM221 195H223V193H222ZM225 195H229V194H226V193H225ZM11 196H12V195H11ZM16 196H17V194H16ZM20 196H22V195H20ZM26 196H23L24 198L22 197V199H21V197H20L19 200L21 199L22 201H24L23 199H25ZM52 196H53V195H52ZM80 196H81V194H80ZM89 196H90V195H89ZM92 196H93V194H92ZM114 196H115V195H114ZM124 196H125V195H124ZM124 196H123V197H124ZM126 196L128 197L129 195H126ZM130 196H131V195H130ZM140 196L142 197V195H140ZM140 196H139V197H140ZM157 196H158V194H157ZM29 197H31V196H29ZM34 197H35V196H34ZM67 197H68V196H67ZM77 197H78V196H77ZM82 197H84V196H82ZM93 197H95V196H93ZM93 197H92V199H93ZM96 197L99 198V196H96ZM96 197H95V198H96ZM117 197H118V195H117ZM134 197H135V196H134ZM136 197H137V195H136ZM141 197H140V198H141ZM143 197H144V196H143ZM226 197H227V196H226ZM7 198H8V197H7ZM31 198H32V197H31ZM53 198H54V197H53ZM56 198H55V199H56ZM63 198H64V197H63ZM95 198H94L93 200H95ZM98 198H97V199H98ZM137 198H138V197H137ZM217 198H218V197H217ZM219 198H220V197H219ZM221 198H222V197H221ZM221 198H220V203L218 202L219 199L217 200V202H218V203H217V204H218L217 206L220 207V210H219V208H218L219 212L221 211V208L228 207V205H227L225 202H221V200H222ZM228 198H229V197H228ZM232 198H231V199H232ZM8 199H9V198H8ZM33 199H34V198H33ZM82 199H83V198H82ZM97 199H96V200H97ZM119 199H120V196H119ZM135 199H136V198H135ZM263 199H264V198H263ZM263 199H262V200H263ZM4 200H5V199H4ZM6 200H7V199H6ZM6 200H5V201H6ZM9 200L11 201V199H9ZM19 200H18V201H19ZM35 200H37V199H35ZM72 200H73V199H72ZM74 200H75V199H74ZM90 200H91V197L88 198V199H87V198H86V199H83V201L81 200L82 202L79 200V202H81V203H78V205H79V204L82 205V204H84V203H86V205H87V204H90L89 202H92V201H93V200H91V201H90ZM96 200H95V201H96ZM223 200H224V201H227V199L225 200L224 196H223ZM259 200H260V199H259ZM22 201H21V202H22ZM38 201H39V200H38ZM40 201H41V200H40ZM88 201H89V202H88ZM95 201H94V202H95ZM119 201H120V200H119ZM134 201H135V200H134ZM21 202H20V204H21ZM32 202H33V200H32ZM70 202H71V200H70ZM74 202H75V201H74ZM76 202H77V201H76ZM87 202H88V203H87ZM100 202H101V201H100ZM102 202H103V201H102ZM207 202H208V201H207ZM257 202H258V201H257ZM1 203H2V202H1ZM13 203H14V202H13ZM41 203H44V202L41 201ZM71 203H73V202H71ZM71 203H70V205H69L70 209H71V206H75V207H76L77 203H76L75 205H74V204H71ZM92 203H93V202H92ZM98 203H99V201H98ZM98 203H97V204H98ZM119 203H120V202H119ZM119 203H118V204H119ZM192 203H194V202L192 201ZM209 203H210V202H209ZM213 203H215V201H214ZM244 203H245V202H244ZM14 204H15V203H14ZM22 204H23V203H22ZM24 204H26V201H24ZM35 204H36V201H35ZM35 204H34V205H35ZM68 204H69V203H67V207H68ZM102 204H103V203H102ZM170 204H171L170 201L164 203L165 208H166V209L172 208L173 205L171 204V205H172V207H171ZM182 204H183V203H182ZM182 204H181V207L178 205L180 208L178 207V210L176 209L177 213H178L179 210H180V212H181V210H188L189 208L194 209L193 204H192V206H189V205H188L189 203H184V204H187V206L184 205V204L182 205ZM230 204H231V203H230ZM230 204H229V207H231V205H232V204H231V205H230ZM39 205H40V203H39ZM91 205H92V204H91ZM91 205H90V206H91ZM164 205H163V206H164ZM195 205H196V204H195ZM195 205H194V206H195ZM200 205H201V204H200ZM240 205H241V204H240ZM14 206H15V205H14ZM17 206H18V205H17ZM35 206H36V205H35ZM48 206H49V205H48ZM217 206H216V208H217ZM235 206H236V205H234V207H235ZM4 207H5V206H4ZM6 207H7V206H6ZM37 207H38V206H37ZM39 207H40V206H39ZM45 207H46V206H45ZM94 207H95V206H94ZM192 207H193V208H192ZM199 207H200V206H199ZM239 207H240V206H239ZM33 208H35V207H33ZM41 208H42V206H41ZM43 208H44V207H43ZM85 208H87V207H85ZM107 208H108V207H107ZM121 208H122V206H121ZM237 208H238V207H237ZM47 209H48V207H47ZM49 209H50V208H49ZM49 209H48V210H49ZM51 209H52V207H51ZM51 209H50L49 211H52ZM53 209H54V208H53ZM76 209H78V207H76ZM118 209H119V207H118ZM118 209H117V210H118ZM200 209H201V208H200ZM230 209H231V208H230ZM239 209H240V208H239ZM259 209L261 210V207H259ZM29 210H30V208H29ZM32 210H34V209H32ZM43 210H46V209H43ZM59 210H60V209H59ZM83 210H84V209H83ZM96 210H97V209H96ZM105 210H106V209H104V211H105ZM189 210H190V209H189ZM213 210H214V206H212V204L209 205V204L207 203L206 205H204V207H203V211H202V210H201V211H202V212L206 211V213H211L210 215H212ZM225 210H226V209H225ZM17 211H18V210H17ZM25 211H26V209H25ZM41 211H42V210H41ZM41 211H38V213H40ZM55 211H56V210H55ZM72 211H74V210L72 209ZM75 211H76V210H75ZM84 211H85V210H84ZM89 211H90V210H89ZM99 211H100V210L98 209V213H99ZM102 211H103V210H102ZM114 211L116 212V209H115ZM162 211H163V209H162ZM167 211H168V210H167ZM176 211H175V212H176ZM255 211L258 212L259 210H258V211L255 210ZM21 212H23V213H22V215H23V214H24V211H21ZM21 212H19V213H21ZM28 212H29V211L27 210V214L30 213V212H29V213H28ZM108 212L110 213L111 211L108 210ZM175 212L173 211L172 214H174ZM183 212H184V211H183ZM183 212H181V213H183ZM215 212H217V211H215ZM253 212H254V211H253ZM89 213H90V212H89ZM177 213H176V214H177ZM184 213H185V212H184ZM251 213H252V212H251ZM251 213H250V214H251ZM260 213H261L262 216H263V215H264V210H262ZM260 213H259V215H260ZM53 214H54V212H53ZM70 214H72V213H71V210H70ZM105 214H106V211H105ZM111 214H112V213H111ZM172 214L169 213L168 215H172ZM176 214H175V215H176ZM179 214H180V213H179ZM179 214H178V217L181 215V214H180V215H179ZM217 214H218V213H217ZM19 215H20V214H19ZM36 215H37V214H36ZM38 215H39V214H38ZM41 215H42V214H41ZM78 215H79V214H78ZM92 215H93V214H92ZM103 215H104V214H103ZM112 215H113V214H112ZM166 215H167V214H166ZM184 215H185V214H184ZM205 215H206V214H205ZM207 215H208V214H207ZM210 215H209V216H210ZM253 215L255 216V214H253ZM253 215H252V217H253V219H255ZM23 216H24V215H23ZM25 216H26V215H25ZM33 216H34V215H33ZM58 216H59V215H58ZM61 216H62V215H61ZM65 216H66V215H65ZM257 216H258V215L256 214V217H257ZM2 217H4V216H2ZM21 217H22V216H21ZM21 217H20V218H21ZM87 217H88V216H87ZM114 217H115V216H114ZM167 217H168V216H167ZM176 217H177V216H176ZM192 217H193V216H192ZM204 217H205V216H204ZM204 217H202V218H204ZM211 217H212V216H211ZM214 217H215V216H214ZM214 217H213V218H214ZM263 217H264V216H263ZM263 217H262V218H263ZM4 218L9 219V218H7V216H5ZM14 218H15V217H14ZM56 218H57V217H56ZM58 218H59V217H58ZM62 218H63V217H62ZM199 218H201V217L199 216ZM259 218H260V216H259ZM259 218H257V220H258ZM6 219H5V221H6ZM111 219H112V218H111ZM114 219H115V218H114ZM116 219H117V217H116ZM167 219H168V218H167ZM172 219L174 220V218H172V216H171V217L169 216V220H167V221L169 222V221H171ZM193 219H194V218H193ZM161 220H163V219H161ZM164 220H166V219H164ZM206 220H207V219H206ZM208 220H209V219H208ZM208 220H207V221H208ZM9 221L12 222L13 219H10ZM96 221H97V220H96ZM110 221L112 222V220H110ZM113 221H114V220H113ZM194 221H195V219H194ZM207 221H206V222H207ZM211 221H212V220H211ZM222 221H223V220H222ZM222 221H221V222H222ZM3 222H4V221H3ZM43 222H44V221H43ZM115 222H116V221H115ZM204 222H205V221H204ZM206 222H205V223H206ZM213 222H214V221H213ZM216 222H217V220H216ZM221 222H217V224H220ZM41 223H42V221H41ZM58 223H59V222H58ZM205 223H204V225H205V227H207L208 229H209L210 227H211V228H213V227H217V226H216V225H217L216 223H215V224H213L212 222H211V223H206V224H205ZM0 224H3V223H0ZM5 224H6V223H4V225H5ZM7 224H8V221H7ZM22 224H23V223H22ZM22 224L19 223L18 225H16V228L14 227L15 229H13V231L15 230V232H14L13 234H17V233L20 232V230H21L20 228H23V227H24V224H23V225H22ZM37 224H38V223H37ZM137 224H138V223H137ZM190 224H191V223H190ZM202 224H203V223H202ZM221 224H222V223H221ZM8 225H9V224H8ZM45 225H47V224H46V221H45ZM45 225H44V226H45ZM57 225H58V224H57ZM57 225H56V226H57ZM63 225L66 226L65 224H63ZM63 225H59V226H63ZM74 225H75V224H74ZM135 225H136V224H135ZM173 225H174V224H173ZM187 225H188V224H187ZM245 225H246V224H245ZM251 225H252V224H251ZM253 225H254V224H253ZM261 225H262V226H260V225L255 226V227L251 226L252 229L247 230V232H248L247 234H250V235H251V233H252V234H254V235L256 234L258 237H263V236H264V226H263V224H261ZM0 226H2V225H0ZM6 226H7V225H6ZM22 226H23V227H22ZM39 226H40V224H39ZM59 226H58V227H59ZM64 226H63V227H64ZM70 226H71V225H70ZM76 226H77V225H76ZM94 226H95V225H94ZM139 226H140V224H139ZM163 226H164V225H163ZM189 226H190V225H189ZM192 226H193V225H192ZM192 226H191V227H192ZM218 226H219V225H218ZM58 227H57V228H58ZM63 227H62V228H63ZM72 227H73V226H72ZM99 227H100V225H99ZM126 227H127V226H126ZM135 227H136V226H135ZM141 227H142V225L140 226V228H141ZM164 227H165V226H164ZM172 227H173L172 225L169 226V228H172ZM185 227H186V226H185ZM196 227H197V226H196ZM205 227H204V230L206 229ZM38 228H39V227H38ZM40 228L43 229V223H42V227H40ZM48 228H49V227H48ZM48 228L46 227V232H47V229H48ZM51 228H52V227H50L48 230H51ZM55 228H56V227H55ZM60 228H61V227H60ZM60 228H59V229H60ZM67 228H68V227H67ZM67 228H66V229H67ZM87 228H88V227H87ZM92 228H93V227H92ZM159 228H160V227H159ZM159 228H158V231H159ZM174 228H175V227H174ZM174 228H173V229H174ZM178 228H179V227H178ZM192 228H193V227H192ZM197 228H198V227H197ZM243 228H244V227H243ZM245 228H247V227H245ZM0 229H1V230H0V232H1V231H2V227H0ZM24 229H25V228H24ZM33 229H34V228H33ZM44 229H45V227H44ZM53 229H54V227H53ZM70 229H71V228H70ZM89 229H90V228H89ZM101 229H102V228H101ZM138 229H139V228H138ZM160 229H162V228H160ZM165 229H166V228H165ZM184 229H186V228H184ZM184 229H183V231H184V234H185V230H184ZM194 229H196V228H194ZM208 229H206V230H208ZM213 229H214V228H213ZM22 230H23V229H22ZM22 230H21V231H22ZM39 230H40V229H39ZM57 230H58V229H57ZM62 230H63V229H62ZM67 230H68V229H67ZM104 230L106 231V229H104ZM141 230H142V229H141ZM141 230H140V231H141ZM155 230H156V229H155ZM176 230H177V228H176ZM181 230H182V229H181ZM206 230H205V231H206ZM210 230H211V229H210ZM210 230H208V231H210ZM215 230H216V229H215ZM237 230H238V229H237ZM243 230H244V229H243ZM51 231H52V230H51ZM51 231H50V232H51ZM53 231H54V230H53ZM59 231H60V230H59ZM63 231H64V230H63ZM93 231H94V230H93ZM96 231H97V230H96ZM101 231H102V230H101ZM146 231H147V230H146ZM152 231H154V230H152ZM156 231H157V230H156ZM162 231H163V229H162ZM208 231H207V232H208ZM216 231H217V230H216ZM54 232H55V231H54ZM54 232H53V233H54ZM57 232H58V231H56V233H57ZM60 232H61V231H60ZM65 232H66V231H65ZM72 232H73V230H72ZM78 232H79V231H78ZM115 232H116V231H115ZM154 232H155V231H154ZM210 232H211V231H210ZM218 232H219V231H218ZM223 232H224V231H223ZM233 232H234V231H233ZM233 232H232V233H233ZM245 232H246V231H245ZM23 233H24V232H23ZM32 233H33V232H32ZM58 233H59V232H58ZM62 233H64V232H62ZM66 233H67V232H66ZM81 233H82V232H81ZM113 233H114V232H113ZM134 233H135V232H134ZM143 233H145V232H143ZM143 233H141V234L143 235ZM151 233H152V232H151ZM155 233H156V232H155ZM180 233L182 234L183 232H180V231H173V232H172V231H171V232H169V231H165V233H164L165 236H166L165 239L167 240V237H168V238H172V239H173V238H176V240H177V237H180V236H181ZM214 233H215V232H214ZM232 233H231V234H232ZM0 234H1V233H0ZM51 234H52V232H51ZM51 234H50V235H51ZM82 234H83V233H82ZM116 234H118V233L116 232ZM129 234H131V233H129ZM141 234H140V235H141ZM147 234H148V233H147ZM152 234H153V233H152ZM160 234H161V233H160ZM184 234H183V235H184ZM196 234H197V233H196ZM201 234H203V233H201ZM201 234H200V235H201ZM44 235H45V234H44ZM47 235L50 236L49 234H47ZM47 235L44 236V238H46ZM52 235H53V234H52ZM55 235H56V234H54V236H55ZM60 235H61V234H60ZM84 235H85V234H84ZM84 235H83V236H84ZM144 235H145V234H144ZM161 235H162V234H161ZM183 235H182V236H183ZM197 235H198V234H197ZM197 235H196V236H197ZM244 235H245V234H244ZM250 235H249V236H250ZM0 236H2V235H0ZM10 236H11V235H10ZM28 236L30 237V235H28ZM31 236H34V235H31ZM39 236H40V235H39ZM57 236H58V235H57ZM107 236H108V235H107ZM119 236H120V235H119ZM148 236H149V234H148ZM148 236H147V237H148ZM152 236H153V235H152ZM152 236L149 237V238H152ZM165 236H164V237H165ZM201 236H202V235H201ZM227 236H228V234H227ZM251 236H252V235H251ZM251 236H250V238H252ZM50 237H51V236H50ZM50 237H48V238H50ZM72 237H73V236H72ZM91 237H92V238H90L91 240H93V238L96 239V238L93 237V236H91ZM115 237H116V236H115ZM128 237H129V236H128ZM128 237H127V238H128ZM135 237H136V236H135ZM144 237H146V236H144ZM157 237H158V235H157ZM164 237H162L161 239H164ZM210 237H211V236H210ZM234 237H235V236H234ZM44 238H43V239H44ZM48 238H47V239H48ZM70 238H71V235L69 236V239H70ZM110 238H111V237H110ZM113 238H114V237H113ZM122 238H123V237H122ZM124 238H125V237H124ZM127 238H126V239H127ZM155 238H156V237H155ZM198 238H199V237H198ZM211 238H212V237H211ZM235 238H237V237H235ZM255 238H256V237H255ZM22 239H23V236H22ZM22 239H20V240L22 241ZM66 239H67V238H66ZM79 239H80V238H79ZM116 239H117V237H116ZM137 239H138V238H137ZM142 239H143V238H142ZM145 239H146V238H145ZM147 239H148V238H147ZM147 239H146V240H147ZM156 239L158 240V238H156ZM156 239H155V240H156ZM172 239H171V241H172ZM179 239H181V238H178V241H179ZM225 239H226V238H225ZM231 239H232V238H231ZM252 239H253V238H252ZM261 239H262V241H263L264 238H261ZM24 240H25V239H24ZM24 240H23V241H24ZM33 240H34V239H33ZM35 240H37V239H35ZM40 240H41V239H40ZM48 240H49V239H48ZM48 240H47V241H48ZM83 240H84V239H83ZM102 240H103V239H102ZM104 240H105V239H104ZM106 240H107V239H106ZM111 240H113V239L111 238ZM133 240H135V239H134V236H130V237L128 238V240H126V241H127L128 243H132L131 241H133ZM157 240H156V241H157ZM166 240H165V243H167ZM174 240H175V239H174ZM192 240H193V238H192ZM199 240H200V238H199ZM203 240H204V239H203ZM245 240H246V239H245ZM23 241H22V242H23ZM93 241L95 242V240H93ZM96 241H97V240H96ZM139 241H140V239H139ZM143 241H144V240H143ZM156 241H155V242H156ZM158 241H159V240H158ZM167 241L169 242V239H168ZM207 241H209V239H207ZM233 241H235V240L233 239ZM237 241H239V240L237 239ZM246 241H247V240H246ZM251 241H253V240H251ZM256 241H257V240H256ZM262 241H261V242H262ZM30 242H31V241H29V242H27V243H29V245H30V244H31ZM37 242H38V241H37ZM37 242H36V243H37ZM43 242H44V241H43ZM45 242H46V241H45ZM61 242H62V241H61ZM77 242H79V240H78ZM86 242H87V241H86ZM146 242H147V241H146ZM160 242H162V241H160ZM174 242H175V241H174ZM185 242H187V241H185ZM244 242H245V241H244ZM258 242H259V241H258ZM4 243H5V242H4ZM24 243H25V241H24ZM50 243H51V242H50ZM63 243H64V242H63ZM89 243H90V244H89ZM89 243H87V244L91 245V242H90V241H89ZM138 243H139V242H138ZM175 243H176V242H175ZM209 243H210V242H209ZM228 243H229V242H228ZM234 243H235V242H234ZM239 243H240V242H239ZM246 243H247V242H246ZM7 244H8V243H7ZM13 244L15 245V243H13ZM20 244H21V243H20ZM77 244H79V243H77ZM110 244H111V243H110ZM119 244H120V243H119ZM132 244H133V243H132ZM152 244H153V243H152ZM217 244H218V243H217ZM237 244H238V243H236V245H237ZM250 244H251V243H250ZM252 244H254V243L252 242ZM8 245H9V244H8ZM14 245H12V246H14ZM25 245H26V244H24V246H25ZM59 245H60V244H59ZM61 245H62V243H61ZM63 245H65V244H63ZM63 245H62V246H63ZM81 245H82V244H81ZM89 245H88V247H89ZM95 245H96V243H95ZM111 245H112V244H111ZM134 245H135V244H134ZM137 245H138V244H137ZM176 245H177V244H176ZM199 245H201V244H199ZM205 245H206V244H205ZM213 245H214V244H213ZM220 245H222V243H220ZM230 245H231V243H230ZM245 245H247V244H245ZM9 246H10V245H9ZM9 246H8V247H9ZM18 246H19V245H18ZM20 246L22 247V245H20ZM32 246H33V245H32ZM34 246H35V245H34ZM55 246H56V245H55ZM55 246H54V247H55ZM82 246H83V245H82ZM103 246H104V245H103ZM121 246H123V245L120 244V247H121ZM124 246H125V243H124ZM189 246H190V245H189ZM193 246H194V244H193ZM201 246L203 247V245H201ZM232 246H233V244H232L230 247H231V248H234V247H232ZM238 246H240V245H238ZM242 246H243V245H242ZM54 247H51V248L54 249ZM112 247H113V245H112ZM163 247H164V246H163ZM171 247H172V246H171ZM180 247H181V246H180ZM190 247H191V246H190ZM195 247H196V246H195ZM247 247H248V246H247ZM4 248H5V247H4ZM14 248H15V247H14ZM44 248H45V247H44ZM57 248H58V247L56 246V249H57ZM59 248H60V247H59ZM63 248H64V247H63ZM167 248H168V247H167ZM176 248H179V245H178V247H176ZM197 248H198V247H197ZM214 248H215V247H214ZM237 248H238V247H237ZM241 248H242V247H241ZM0 249H2V248H0ZM6 249H7V248H6ZM18 249H19V247H18ZM18 249H17V250H18ZM20 249H21V248H20ZM20 249H19V250H20ZM53 249H52V251H53ZM61 249H62V248H61ZM61 249H60V250H61ZM66 249H67V248H66ZM66 249H65V250H66ZM71 249H72V248H71ZM84 249H85V248H84ZM92 249H94V248H92ZM106 249H108V247H107ZM109 249H110V248H109ZM164 249H166V248H163V250H164ZM168 249L170 250V252L173 251V253H172L173 255H172V256H174L175 253H177V252L180 251V249H178V250H177V249L174 250V249H171V248H168ZM168 249H167V251H168ZM193 249H194V248H193ZM200 249H201V247H200ZM202 249H203V248H202ZM202 249H201V251H199V252H202ZM208 249H209V248H208ZM212 249H213V248H212ZM216 249H218V248H216ZM239 249H240V248H238V250H239ZM2 250H3V249H2ZM2 250H1V251H2ZM46 250H47V248H45V250H44L45 253L48 251V250H47V251H46ZM54 250H55V249H54ZM58 250H59V249H58ZM104 250H105V249H104ZM157 250H158V249H157ZM163 250H162V251H163ZM183 250H185V249H183ZM190 250H191V249H190ZM190 250H189V251H190ZM197 250H198V249H197ZM231 250H232V249H231ZM3 251H4V250H3ZM50 251H51V250H50ZM52 251H51V252H52ZM56 251H57V250H55V252H56ZM90 251H91V250H90ZM92 251H93V250H92ZM106 251H108V250H106ZM144 251H145V250H144ZM189 251H188V253H189ZM205 251H207V250H205ZM205 251H204V252H205ZM208 251H209V250H208ZM232 251H234V250H232ZM232 251H231V252H232ZM235 251H236V250H235ZM36 252H38V251H36ZM36 252H35V253H36ZM41 252L43 253V250H42ZM53 252H54V251H53ZM55 252H54V253H55ZM98 252H99V251H98ZM141 252H142V251H141ZM157 252H158V251H157ZM164 252H165V251H164ZM164 252H163V253H164ZM192 252H193V251H192ZM209 252H210V251H209ZM219 252H221V251H219ZM225 252H226V251H225ZM228 252H229V251H228ZM45 253H43V254H45ZM49 253H50V252H49ZM57 253H58V252H57ZM106 253H107V252H106ZM106 253H105V254H106ZM111 253H113V251H112ZM147 253H148V252H147ZM153 253H154V252H153ZM158 253H160V252H158ZM183 253H184V252H183ZM210 253H211V252H210ZM213 253H214V252H213ZM213 253H212V254H213ZM226 253H227V252H226ZM235 253H236V252H235ZM28 254H29V253H28ZM32 254H34V253H32ZM37 254H38V253H37ZM39 254L41 255V253H39ZM47 254H48V253H47ZM47 254H45V255H47ZM98 254H99V253H98ZM98 254H97V255H98ZM160 254H161V253H160ZM165 254H166V253H164L163 255H165ZM181 254H182V253H181ZM186 254H187V253H186V250H185V255H186ZM189 254H190V253H189ZM201 254H202V253H201ZM221 254H222V253H221ZM155 255H156V253H155ZM158 255H159V254H158ZM166 255H167V254H166ZM183 255H184V254H183ZM192 255H193V254H192ZM219 255H220V253H219ZM228 255H232V254H228ZM228 255H227V256H228ZM38 256H39V255H38ZM83 256H84V255H83ZM85 256L87 257V255H85ZM137 256H139V253L137 254ZM168 256H169V252H168ZM187 256H188V255H187ZM190 256H191V255H190ZM214 256H215L214 258H215V260H216V259H217V258H216V255H214ZM221 256H222V255H221ZM239 256H240V255H239ZM65 257H66V256H65ZM67 257L69 258V256H67ZM67 257H66V258H67ZM76 257H78V255H77ZM108 257H109V258H108ZM108 257H105V258H108V259H105V261H104L103 263H101V264H126V262H125L126 260H125L124 258H123V259H124V262H125V263H122L123 260L120 259V256H119V257H110V256L108 255ZM183 257H185V256H183ZM188 257H189V256H188ZM188 257H187V259H188ZM210 257H211V256H210ZM223 257H224V256H223ZM23 258H24V257H23ZM63 258H64V257H63ZM102 258H103V257H102ZM153 258H154V257H153ZM170 258H171V257H170ZM181 258H182V257H180V259H181ZM214 258H212L211 261H212ZM221 258H222V257H221ZM60 259H61V258H60ZM180 259H179V260H180ZM191 259H192V257H191ZM199 259H201V258H199ZM203 259H204V258H203ZM206 259H207V258H206ZM206 259H204V260H206ZM208 259H209V258H208ZM244 259H245V258H244ZM244 259H243V260H244ZM256 259H257V258H256ZM27 260L29 261L28 258H27ZM170 260H171V259H170ZM170 260H169V261H170ZM173 260H174V259H173ZM218 260H219V259H218ZM12 261H13V260H12ZM22 261H23V260H22ZM88 261H89V260H88ZM131 261H132V260H131ZM135 261H136V260H134V262H135ZM141 261H143V260H141ZM147 261H148V260H147ZM157 261H158V259H157ZM166 261H167V259H166ZM175 261H176V259H175ZM188 261H189V260H188ZM228 261H229V260H228ZM34 262H35V261H34ZM127 262H128V261H127ZM204 262H205V261H204ZM207 262H208V261H207ZM242 262H243V261H242ZM242 262H241V263H238V264H245V263H246L245 260H244L245 263H244V262L242 263ZM211 263H212V262H211ZM254 263H255V262H254ZM32 264H33V263H32ZM135 264H136V263H135ZM195 264H197V263H195ZM213 264H214V263H213ZM223 264H224V263H223ZM232 264H233V263H232ZM235 264H236V263H235ZM249 264H250V263H249Z\"/></svg>", "mask_w": 264, "mask_h": 264}]
</instances>
